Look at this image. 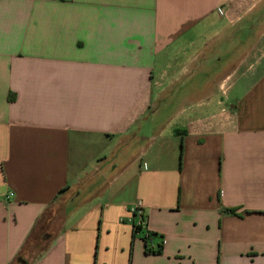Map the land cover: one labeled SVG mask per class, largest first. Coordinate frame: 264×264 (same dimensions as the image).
Wrapping results in <instances>:
<instances>
[{
  "label": "crops",
  "instance_id": "0c3cea01",
  "mask_svg": "<svg viewBox=\"0 0 264 264\" xmlns=\"http://www.w3.org/2000/svg\"><path fill=\"white\" fill-rule=\"evenodd\" d=\"M262 27L264 0H0V264H264Z\"/></svg>",
  "mask_w": 264,
  "mask_h": 264
},
{
  "label": "rangeland",
  "instance_id": "374dc122",
  "mask_svg": "<svg viewBox=\"0 0 264 264\" xmlns=\"http://www.w3.org/2000/svg\"><path fill=\"white\" fill-rule=\"evenodd\" d=\"M218 14L221 16L224 15V17L227 18L226 17L227 12L224 11V9L222 8L218 11ZM262 31H264V27L259 29V33H261ZM262 54H264V47L258 49L259 57H261L260 55ZM61 227H62L61 211H58L57 209L49 210L47 212L46 218L42 222L39 223L38 236H34L32 241L29 242L27 246V248H29L28 250L32 251V248H31L33 247L32 243L39 242L36 248L37 250L31 252L33 253L32 254L33 257L47 246V244L54 237V235L61 229ZM142 237H145V235L142 234Z\"/></svg>",
  "mask_w": 264,
  "mask_h": 264
},
{
  "label": "built area",
  "instance_id": "2783aa9c",
  "mask_svg": "<svg viewBox=\"0 0 264 264\" xmlns=\"http://www.w3.org/2000/svg\"><path fill=\"white\" fill-rule=\"evenodd\" d=\"M13 196V193L7 196V198H11ZM131 220L130 222L135 225V227H140L143 230V233L145 235V238L150 240L149 234L150 232H147L146 230V220H145V213H144V205L141 201H139L136 205H134L131 210ZM145 231V232H144Z\"/></svg>",
  "mask_w": 264,
  "mask_h": 264
},
{
  "label": "trees",
  "instance_id": "16d2710c",
  "mask_svg": "<svg viewBox=\"0 0 264 264\" xmlns=\"http://www.w3.org/2000/svg\"><path fill=\"white\" fill-rule=\"evenodd\" d=\"M229 214H236V211L235 210H229L228 211ZM142 235L144 234L143 233V230L142 228L140 227H135L134 225V232H133V242H134V239L136 238L137 235ZM157 235L153 234V233H150L149 234V237H150V240H148L147 238L144 237V240L146 242V253L147 254H163V250H164V244H163V241L159 244L158 246V249L157 250H154L151 248V245L153 243V240L156 238ZM133 245V243H132Z\"/></svg>",
  "mask_w": 264,
  "mask_h": 264
}]
</instances>
